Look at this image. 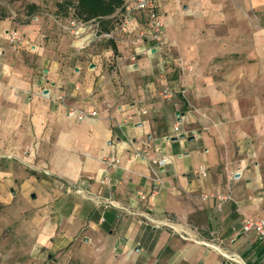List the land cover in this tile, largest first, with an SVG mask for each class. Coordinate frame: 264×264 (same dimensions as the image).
I'll return each mask as SVG.
<instances>
[{"label":"crops","instance_id":"obj_1","mask_svg":"<svg viewBox=\"0 0 264 264\" xmlns=\"http://www.w3.org/2000/svg\"><path fill=\"white\" fill-rule=\"evenodd\" d=\"M157 2L161 51L140 39L145 13L125 30L121 14L106 18L99 37L96 27L74 36L52 20L57 9L0 21V200L27 204L35 246L58 255L53 264L78 254L79 264H264V245L242 230L244 218H264V0ZM71 108L96 116L71 119ZM158 156L169 159L162 169ZM78 189L128 211L98 208Z\"/></svg>","mask_w":264,"mask_h":264},{"label":"built area","instance_id":"obj_2","mask_svg":"<svg viewBox=\"0 0 264 264\" xmlns=\"http://www.w3.org/2000/svg\"><path fill=\"white\" fill-rule=\"evenodd\" d=\"M157 9H158L157 0H126V2L123 5V8L121 9V16H122L121 29L122 30L127 29V27L129 26L130 20L134 14L145 13L147 20H148V29L141 33L140 39L142 41L143 40L149 41L152 44L151 50L161 51L162 46L165 43L164 24L162 21V17L160 16ZM65 27L74 36L79 37L85 32V30H89L90 28L96 27V26L94 25L87 26L84 23L78 22L76 20H71L66 24ZM8 35H9V46L11 47V49L15 51L20 49L22 45V38L20 34L16 31H11ZM112 37L113 36L111 34L105 36V38H112ZM0 55H2V53H0ZM169 63H171V59L167 56L162 57L161 55V59L158 63V66L161 69H165L169 65ZM160 86L162 89L161 96L164 99H172L174 97L173 93L170 90V87H169V84L166 78L162 77L160 79ZM144 114H146V112ZM95 116H96L95 113L87 114L75 108H71L68 111V117L71 119L78 120V121H84L88 118L95 117ZM174 130L176 133H179L180 131L179 126L176 125L174 127ZM152 162L155 167H157L158 169H162L169 162V159L167 157L158 156L154 158ZM107 163L110 167H113V168L117 167V162L113 159L107 160ZM157 168L151 169L156 187L162 185L161 178L158 174ZM196 175L202 178H206L208 175L207 170L205 168H200L196 172ZM101 185L109 191H111L112 188L115 186V184L112 182V180L108 176H106L105 178L101 180ZM77 193L81 195L85 200L91 202L93 205L97 206L98 208H103V209L119 208L122 211H128L127 209L123 207L117 206L112 201L111 198L104 199L101 196L94 195L82 189H78ZM214 198L216 200L217 205L219 206H223L232 200L231 195L215 196ZM149 221L151 222L153 227L156 229H160L163 227H169L173 230V232L178 234L183 240H187V241L192 240L200 245H207L205 241H201L200 239L184 234L176 226L170 223L154 221L151 219ZM242 230L245 233L254 232L258 242L264 245V218H261V219L244 218L242 221ZM227 259L230 261L235 260L234 258L228 255H227Z\"/></svg>","mask_w":264,"mask_h":264},{"label":"rangeland","instance_id":"obj_3","mask_svg":"<svg viewBox=\"0 0 264 264\" xmlns=\"http://www.w3.org/2000/svg\"><path fill=\"white\" fill-rule=\"evenodd\" d=\"M158 3V2H157ZM36 9H57L55 0H0V21L4 19H21L24 9H30L31 6ZM33 8V7H31ZM161 16V13H159ZM251 24L258 28L262 24V15L256 11H250L248 15ZM60 22L61 25L67 23L64 20L53 16L52 20ZM12 31L18 32L17 27ZM11 32V31H10ZM1 194V192H0ZM0 200V264H53L52 257H59L56 254L41 252L35 246L33 224L30 220L32 217L27 211L26 205H9ZM8 202V200H5ZM18 200L16 203H20ZM30 221V223L28 222ZM29 224L31 226H29ZM53 255V256H52ZM51 256V257H50ZM61 256V255H60ZM64 256V254L62 255ZM79 260H85V254H78ZM62 260H66L64 256ZM74 260V261H79ZM68 264H79L76 262ZM82 261L80 262V264ZM61 264H66L62 261Z\"/></svg>","mask_w":264,"mask_h":264},{"label":"trees","instance_id":"obj_4","mask_svg":"<svg viewBox=\"0 0 264 264\" xmlns=\"http://www.w3.org/2000/svg\"><path fill=\"white\" fill-rule=\"evenodd\" d=\"M125 2L126 0H55L56 14L58 19L62 17L65 23L76 20L87 26H96L99 37L101 23L106 18L121 14ZM31 7L30 9H36L33 5Z\"/></svg>","mask_w":264,"mask_h":264}]
</instances>
